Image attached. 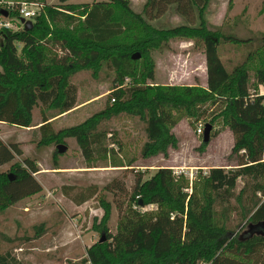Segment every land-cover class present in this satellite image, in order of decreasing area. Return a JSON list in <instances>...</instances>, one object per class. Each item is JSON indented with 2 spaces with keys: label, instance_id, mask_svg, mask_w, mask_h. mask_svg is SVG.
<instances>
[{
  "label": "trees",
  "instance_id": "trees-1",
  "mask_svg": "<svg viewBox=\"0 0 264 264\" xmlns=\"http://www.w3.org/2000/svg\"><path fill=\"white\" fill-rule=\"evenodd\" d=\"M60 1L57 8L47 6L43 11L49 17L70 18L76 13L75 8H79L76 14L80 19L69 29L54 28L45 38V34H36L35 30L41 26L40 21H34L37 15L27 29L21 27L14 32L0 27V121L31 126L34 124L32 108L39 103L45 110H53V113L43 115L36 126L45 127L48 118L76 105L75 87L67 80L68 74L78 67L93 64L96 70L98 61L103 60L114 71L116 83L125 76L133 81L114 88L110 92V99H113L80 122L55 131L45 128L37 143L57 142L70 136L88 157L93 148L100 146L105 135L98 129L100 121L125 112L136 115L144 123L145 139L140 144V154L165 155L169 148L176 146L171 131L175 122L172 112L198 116L200 104L221 99L222 117L234 133L230 151L243 149L245 156L236 169L209 167L203 175L209 193L201 198L184 190L185 185L174 179L167 166H158L147 178L135 177L115 231L111 232L107 227L109 204L100 199L102 212L98 221L93 220L91 224L103 239L90 243L85 256L72 264H261L264 233L227 236L229 231L213 218V205L233 196L240 202L242 188L238 194L233 193L237 176L246 175L255 180L264 177V93L250 94L249 91L250 76L256 83H264V44L251 74L249 64L245 62L225 70L217 54L219 41L235 42L237 39L206 28L201 12L208 0H146L144 15L147 6L155 8L154 13H157L161 4L170 1L179 13L190 5L195 7L197 26L178 25L163 34L153 30L124 0H116L117 6L105 1L89 5ZM11 15L17 16V11H7V16ZM168 36L202 42L205 87L133 83L135 78L152 76L148 51ZM15 43L21 44L22 56L16 53ZM45 43H57L65 53L60 56L46 53L49 48ZM133 50L139 53L137 59L130 58ZM20 153L15 142L0 139V164L11 161ZM37 170L34 159L23 156L20 160H12L7 172L0 171V211L40 189V183L33 176ZM255 189L260 190L263 198L249 199L250 205L244 214L251 223L264 221V189L260 186ZM90 195L81 196L77 201ZM139 201L142 206L156 203V210L133 207V204L139 205ZM15 262L8 252L0 253V264Z\"/></svg>",
  "mask_w": 264,
  "mask_h": 264
},
{
  "label": "rangeland",
  "instance_id": "rangeland-1",
  "mask_svg": "<svg viewBox=\"0 0 264 264\" xmlns=\"http://www.w3.org/2000/svg\"><path fill=\"white\" fill-rule=\"evenodd\" d=\"M8 1L36 4L38 14L34 21H40L41 26L35 31L36 34H45V38L54 28L69 29L80 19L76 14L79 8H75L76 13L70 18L44 14L45 7L57 8L60 0ZM96 1L117 6L116 0H65L87 5ZM124 1L158 34L178 25H198L196 9L191 5L179 13L175 10L174 2L170 1L161 4L157 13H154L155 8L147 6L144 15L146 0ZM5 17L10 21V30L17 32L21 29L13 20L14 16ZM201 19L209 31L237 39L235 42L219 41L217 54L225 70L245 62L249 64L251 74L264 44V0H208L201 12ZM40 42L43 44L42 40ZM49 43H45L49 48L45 50L46 53H55L56 56L65 53L57 43ZM15 45L16 53L22 56L21 44ZM148 59L152 63V76L135 78L134 84L205 87L203 46L198 39L163 37L156 48L149 49ZM114 77V71L103 60L98 61L96 70L94 64L78 67L67 76L75 87L76 105L48 118L45 127L36 126L43 115H49L53 110H45L39 103L32 108L34 124L31 126L22 127L0 121V139L15 142L21 150L12 160H20L23 156L33 158L38 168L33 176L41 186L0 211V253L8 252L9 256L15 258L16 264H72L84 257L86 247L99 237L91 222H97L102 212L100 199L109 204L107 227L114 232L118 216L128 203L135 177L140 175L141 179L147 178L158 166L169 167L174 179L185 185L184 190L201 198L209 193L203 182V175L209 167L236 169L238 163L244 160L243 149L230 151L234 133L222 117L221 99L200 104L198 116L173 111L175 122L171 131L176 138V146L169 148L165 155L140 154V144L145 139L144 123L136 115L125 112L100 121L98 129L104 131L105 135L100 146L93 148L88 157L84 156L70 136L57 142L37 143L45 128L55 131L80 122L110 101V92L114 88L133 81L125 76L116 83ZM249 82L250 94L264 93V83L254 82L251 76ZM205 123L210 125V129L208 141L203 143L202 134H196L195 127ZM58 143L64 145L62 151H57ZM11 161L0 164V171L7 172ZM263 181L264 177L255 180L239 175L235 179L233 193L238 194L242 188L240 202L233 196L213 205V218L219 226L229 231L227 236L245 237L251 233H264V222L251 223L244 214L250 205V198H263L260 190L255 189L256 186L264 189ZM87 194L91 195L81 202L77 201ZM133 207L153 212L157 204H133ZM259 259L264 264V255Z\"/></svg>",
  "mask_w": 264,
  "mask_h": 264
},
{
  "label": "built area",
  "instance_id": "built-area-1",
  "mask_svg": "<svg viewBox=\"0 0 264 264\" xmlns=\"http://www.w3.org/2000/svg\"><path fill=\"white\" fill-rule=\"evenodd\" d=\"M0 6H2V9H5L6 11L10 10H16L17 16L12 17L13 20H15V23H18L20 27H22V22L20 19L24 20H30L32 21L33 17L38 14V7L36 4L32 2H24L19 1L16 3H13L8 0H0ZM0 27L10 28L11 24L10 21L5 16H0ZM113 98L111 97V100ZM203 130V126L201 124L196 125L195 127V133L201 134Z\"/></svg>",
  "mask_w": 264,
  "mask_h": 264
},
{
  "label": "water",
  "instance_id": "water-1",
  "mask_svg": "<svg viewBox=\"0 0 264 264\" xmlns=\"http://www.w3.org/2000/svg\"><path fill=\"white\" fill-rule=\"evenodd\" d=\"M0 14L2 16H6L7 15V11L5 9L0 8ZM20 21L22 22V27L23 29H27L31 26V21L30 20H24V19H20ZM139 57V53L134 52L130 55L131 59H137ZM209 129H210V125L208 123H205L203 125V130H202V141L204 143H206V141H208V137H209ZM57 147V151H62L64 149V145H62L61 143L56 144ZM139 205L141 204V202H138ZM264 222V221H261ZM257 223V222H256ZM103 236L100 235V237H98L97 240H102Z\"/></svg>",
  "mask_w": 264,
  "mask_h": 264
}]
</instances>
